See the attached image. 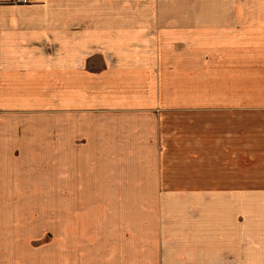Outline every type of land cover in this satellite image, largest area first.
I'll list each match as a JSON object with an SVG mask.
<instances>
[{"label":"crops","instance_id":"crops-1","mask_svg":"<svg viewBox=\"0 0 264 264\" xmlns=\"http://www.w3.org/2000/svg\"><path fill=\"white\" fill-rule=\"evenodd\" d=\"M116 1L0 0V264H264V8Z\"/></svg>","mask_w":264,"mask_h":264},{"label":"rangeland","instance_id":"rangeland-1","mask_svg":"<svg viewBox=\"0 0 264 264\" xmlns=\"http://www.w3.org/2000/svg\"><path fill=\"white\" fill-rule=\"evenodd\" d=\"M100 5V8L116 9L118 12V25L124 23L126 26L128 25V20H136V18H128V15H131L129 12L135 10H221L228 8L237 10H252L264 8V0H117L116 2H111L110 5L108 2L100 3ZM85 6L86 9L90 8L87 4H85ZM122 31H125V29H122L121 32ZM84 68L85 71L92 72L102 67L92 61Z\"/></svg>","mask_w":264,"mask_h":264},{"label":"built area","instance_id":"built-area-1","mask_svg":"<svg viewBox=\"0 0 264 264\" xmlns=\"http://www.w3.org/2000/svg\"><path fill=\"white\" fill-rule=\"evenodd\" d=\"M16 4L25 5L30 4L34 0H12Z\"/></svg>","mask_w":264,"mask_h":264}]
</instances>
